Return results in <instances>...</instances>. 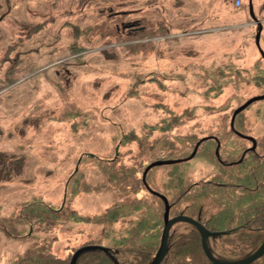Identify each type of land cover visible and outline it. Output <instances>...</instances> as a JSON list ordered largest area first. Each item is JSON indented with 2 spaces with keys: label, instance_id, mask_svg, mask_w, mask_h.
<instances>
[{
  "label": "rangeland",
  "instance_id": "rangeland-1",
  "mask_svg": "<svg viewBox=\"0 0 264 264\" xmlns=\"http://www.w3.org/2000/svg\"><path fill=\"white\" fill-rule=\"evenodd\" d=\"M253 8L256 20L249 0H0V264L33 250L67 260L103 245L101 216L120 202L140 199L152 216L158 199L119 189L120 170L142 176L144 164L185 158L205 139L175 169L196 183L203 167L221 168L219 145L218 163L205 154L208 135L240 158L244 142L228 133L232 115L264 94L256 41L261 23L264 51V0ZM243 113L245 130L260 135L264 101ZM172 166L149 178L162 193ZM41 202L59 214L41 216L30 232L18 217L33 203L42 214ZM133 211L108 227L112 235H131Z\"/></svg>",
  "mask_w": 264,
  "mask_h": 264
},
{
  "label": "flooded vegetation",
  "instance_id": "flooded-vegetation-1",
  "mask_svg": "<svg viewBox=\"0 0 264 264\" xmlns=\"http://www.w3.org/2000/svg\"><path fill=\"white\" fill-rule=\"evenodd\" d=\"M236 120L235 128H230L228 133L231 132L244 142L240 158L229 163L220 161L221 168H217L212 173H206L203 167L196 182L197 211L179 215L201 224L210 234L207 244L210 246L213 257L218 261L229 263L247 260L264 245V131L260 135H255L250 130H245L243 120L239 116ZM206 137L217 145L220 143L221 147L224 143L217 135ZM254 142L256 147L253 149ZM242 162H244L241 164L243 168L226 169L225 167L228 164ZM244 168H246L245 171ZM176 217L178 215H170V219ZM185 224L188 225L171 228V231H180L178 237L181 241L172 245L180 247L181 261H166L165 256L161 264H214L205 252V239L200 229L189 223ZM164 228L165 213L163 228L154 225L144 227V230L149 232L148 243L151 249L154 246L156 232L161 231L159 246L154 254L150 253L149 261H139L137 258L148 252L146 246L136 249L130 245H123L124 242H132L134 233L143 229L135 226L129 229L131 235L127 233L125 236L118 234L115 238L105 237L103 261H99L100 264H152L160 248ZM119 233H121L120 230ZM171 237L172 233L169 243ZM107 242L115 245H109ZM131 255L136 256L133 261L129 260ZM113 257L117 261H108ZM92 262L85 261L84 264ZM251 264H264V255Z\"/></svg>",
  "mask_w": 264,
  "mask_h": 264
},
{
  "label": "trees",
  "instance_id": "trees-1",
  "mask_svg": "<svg viewBox=\"0 0 264 264\" xmlns=\"http://www.w3.org/2000/svg\"><path fill=\"white\" fill-rule=\"evenodd\" d=\"M130 28V27H129ZM131 30H135V32H139V25H134L131 27ZM123 31L125 32V28L123 29ZM258 79H264V77H262V75L260 74L258 76ZM255 78V80H258ZM243 114L240 115L239 117L242 118ZM237 121V120H236ZM210 139V138H209ZM222 141L225 142L224 139L221 138ZM200 140L197 139L196 143L193 145L191 153L185 157V158H181V159H177V158H172L171 156H162V159L160 158H155L152 163L157 162L159 160L162 161H178V160H182L180 163H187L190 162L187 159L192 155V153L194 152V149L197 145V143ZM210 141V140H208ZM213 143V146H211L210 151H208L206 154L207 159H210L211 161H214L216 163H218L220 160H223L226 163H229L230 160L235 161L236 158L238 156H236L234 158V160L232 159V157H234L235 154H238L239 152L237 150H234L232 152H224L223 153V147H224V143L222 144V147L220 148V157H216L215 155V151L217 148V144L213 141H211ZM203 143L200 145L198 151H197V155H199V153H201V147H202ZM195 156V157H196ZM226 157V158H224ZM230 160H229V159ZM118 160V158L116 157L115 159H113V161L108 160V163H104L106 164V166H111V162L116 163ZM103 162V160H102ZM105 162V161H104ZM151 164V163H150ZM148 164H144V169H146V167ZM178 164H174L172 166V170L169 171L170 172V182L168 185L169 190L166 193H162L161 192V184H154L152 182V179L149 182V178L150 176L152 177V174L154 171L161 169V166L159 167H155L152 168L148 175H147V184L150 188V190L145 186L144 182H143V173L145 170H142V176H139L138 174L141 173V171L137 170L135 167L134 168H129L131 170H128L127 168L121 172L118 171L116 175L113 176L114 181H116L117 186L119 189H121L122 187L127 188L128 189H134L133 190V194L135 196L140 195L141 192H147L148 195H150L153 198L158 199V206H157V211H155L153 213L152 216H149L148 213L150 211V208L144 207V205L142 204V200L138 199L140 204L135 201V203H132L130 206H128V202L126 201L124 202V205L117 203L116 205H114L113 207L108 208L105 213L101 216L102 222L105 223V228L103 230V240L105 239V237L107 238H115L117 237L118 233L116 235H112V232L109 230V226H113V224L117 223V221L121 218H128L131 216V214H129V211H133V214H136L137 217L134 220H131V223H134V225L136 226H140L143 229L136 231L137 233H134V238L131 240L134 248L139 249L141 247L142 241L144 240V243H147L149 248L150 245L148 243V235L149 232L147 230H144V227H149V226H158L160 228H163V216L165 213V201L163 199L160 198V196H158L156 193L161 194L163 196H165L169 202L170 205V215H186V214H191L194 211H197V187H196V183H191L188 185V183L184 182V174L182 172H176V166H178ZM244 164V162L242 163ZM241 164H228L225 167L227 168H233L236 166H240ZM110 178V176H109ZM122 190V189H121ZM125 192V190H122ZM155 192V193H152ZM157 203H155V205H157ZM35 204V203H33ZM32 205L31 207L28 206V208H24L22 211L23 213H26V215H24L23 213L19 215V219L17 220V222L19 223V225L21 226H30V232L32 231V226L34 227L33 223L35 221H37L41 216H44L45 214H51L54 215L55 217L58 216L59 211H56L54 208L49 207L47 205H44L41 202V205L39 206V208H42V214H37V210L38 208L36 207V209H34V205ZM36 206V205H35ZM144 207V209H143ZM31 211H30V210ZM31 212V215H28V212ZM17 218V217H16ZM83 218V217H81ZM109 222V223H108ZM112 224V225H111ZM184 225H188L185 223H179L176 224V227H180V226H184ZM7 234H9L12 237H15L16 235H19L16 232H11L8 231L6 229ZM176 232V233H174ZM172 233V237L169 243V248H168V252L166 255V261H181V256L179 255L180 252V247L172 245L175 242H180V238L179 233L180 231H176L173 230L171 231ZM16 234V235H15ZM20 236V235H19ZM171 236V235H170ZM160 237H161V231L160 232H156V238L154 240V246L152 247L151 251H148V253L146 252L145 254H141L139 255L137 258L139 259V261H149L150 259V253L153 252V254L156 252L158 246H159V242H160ZM19 238V237H18ZM100 244H93V245H86L84 247L87 246H97ZM254 252V251H253ZM75 253L71 254L69 259L67 260H62L59 259L57 257L54 256L53 253L48 252V253H42L41 251L36 252V251H31L26 257H22L21 259L16 260L17 262L14 264H70L73 258V255ZM85 261H93L91 264H100L99 261H103V251L95 248V249H91L89 251H84L83 253L80 254L76 264H84ZM108 261H117L115 259V257L109 259Z\"/></svg>",
  "mask_w": 264,
  "mask_h": 264
},
{
  "label": "water",
  "instance_id": "water-1",
  "mask_svg": "<svg viewBox=\"0 0 264 264\" xmlns=\"http://www.w3.org/2000/svg\"><path fill=\"white\" fill-rule=\"evenodd\" d=\"M249 6H250V10H251L250 11L251 15L253 16V19L256 20V17L254 16V11H253V9H254L253 8V0H249ZM259 24H260V27H259L258 34H257V37H256V41H257V45H258L259 51H260L262 57L264 58V51L262 50L261 45H260V37H261V32L263 30V26H262L261 23H259ZM261 100H264V95L249 100L242 107H240L238 110H236L234 115H233L232 124L234 123L235 118L240 113L244 112L254 102L261 101ZM204 140L205 139H203V140H201L200 142L197 143V145H196V147L194 149V152L187 159L188 161H190V160L195 158V156L197 154V151H198V149H199V147L201 145V142H203ZM219 147H220V144H219L218 149H217V154L219 153ZM181 161L182 160H178V161H158V162H155V163H152L151 165H149V167H147V169L145 170V172L143 174V182H144L145 186L150 190V188H149V186L147 184V181H146V177H147V174L149 173V171L152 168L159 167V166H164V165H174V164L180 163ZM152 193H155V192H152ZM156 194L158 196H160L165 201L166 211H165V228H164V231H163V236H162V240H161L160 249L157 252V255H156V257L154 259V262L152 264H161V262L164 260L166 254L168 252V242H169V237H170V230L175 224H178V223H181V222L189 223V224L194 225V226H196V227H198L200 229V231L202 232V234L204 236V239H205V243H204L205 252H206L207 256L212 260L211 262L214 263V264H251L255 260H257L258 258H260V257H262L264 255V245H263L255 254H253L251 257H249L245 261L236 262V263H229V262H225V261L216 260L213 257L212 253H211V249H210L209 244H207L208 237H209L210 234L201 226V224H199L195 220H193L191 218H188V217H185V216H179V217H176L174 219H170V205H169V202H168L167 198L165 196L161 195V194H158V193H156ZM95 248H98V249L103 251V247H93V246H89V247H85V248L79 249L74 254V256L72 258V261H71V264H76V262H77V260H78V258H79L81 253H83L84 251H89L91 249L93 250Z\"/></svg>",
  "mask_w": 264,
  "mask_h": 264
}]
</instances>
